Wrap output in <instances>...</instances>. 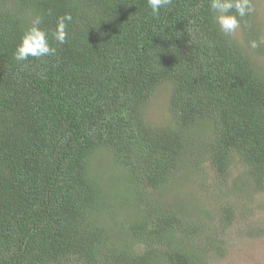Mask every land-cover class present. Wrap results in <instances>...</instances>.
<instances>
[{
    "label": "trees",
    "instance_id": "trees-1",
    "mask_svg": "<svg viewBox=\"0 0 264 264\" xmlns=\"http://www.w3.org/2000/svg\"><path fill=\"white\" fill-rule=\"evenodd\" d=\"M65 13L55 55L15 59L35 16L51 31ZM254 20L236 38L209 0H173L158 18L147 0H0V264H207L202 221L152 194L204 157L224 176L238 159L240 184L264 190ZM167 83L154 124L144 109Z\"/></svg>",
    "mask_w": 264,
    "mask_h": 264
},
{
    "label": "rangeland",
    "instance_id": "rangeland-1",
    "mask_svg": "<svg viewBox=\"0 0 264 264\" xmlns=\"http://www.w3.org/2000/svg\"><path fill=\"white\" fill-rule=\"evenodd\" d=\"M253 6L254 22L264 38V0H253ZM242 34L239 27L233 36L241 38ZM253 57L264 71V44L259 51H254ZM169 91L168 83L159 86L144 109L150 122H166L164 109ZM243 170L241 162L235 159L224 176L204 157L199 168L186 178L180 175L179 180L174 179L152 194L162 207H176L184 200L188 212L182 209L179 215L188 220L195 216L196 221H202L203 232L197 243L202 246L211 239L213 242L207 264H264V190L256 191L251 183L242 186L239 176ZM224 205L234 211L232 222L227 225L220 221V210ZM65 264L80 263L67 261Z\"/></svg>",
    "mask_w": 264,
    "mask_h": 264
},
{
    "label": "clouds",
    "instance_id": "clouds-1",
    "mask_svg": "<svg viewBox=\"0 0 264 264\" xmlns=\"http://www.w3.org/2000/svg\"><path fill=\"white\" fill-rule=\"evenodd\" d=\"M173 0H147L148 7L154 17L160 16L161 9H167ZM209 9L212 13L214 24L225 36L234 35L240 27V21L254 12L252 0H209ZM73 20L70 13L57 17L56 26L49 31L41 27L43 17L37 15L31 24L24 30L17 44L14 56L17 61H26L29 57L43 58L53 56L57 52L56 45H63L68 37V23ZM264 44V38L253 41L252 47Z\"/></svg>",
    "mask_w": 264,
    "mask_h": 264
}]
</instances>
